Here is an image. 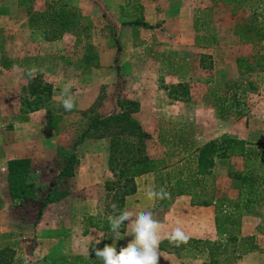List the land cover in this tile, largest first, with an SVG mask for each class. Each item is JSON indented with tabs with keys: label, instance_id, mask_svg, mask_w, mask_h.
I'll return each mask as SVG.
<instances>
[{
	"label": "rangeland",
	"instance_id": "1",
	"mask_svg": "<svg viewBox=\"0 0 264 264\" xmlns=\"http://www.w3.org/2000/svg\"><path fill=\"white\" fill-rule=\"evenodd\" d=\"M17 1L23 5L25 10H28L29 6H35L36 10L42 11L45 9L47 0ZM128 1L135 3L137 0H124L123 5H127ZM133 11L135 9L130 10V12ZM141 11L142 8L136 10L140 14ZM157 13L163 17L157 22V26L162 24L163 31L166 33L177 32L178 35L189 30L187 29L189 24L183 19L186 16L190 17V14L193 13L194 28L207 39L203 43L209 48L221 51L220 57L218 50H215L216 54L205 52L202 56V53L195 51L189 61L184 58H173V60L170 59L169 64L165 63L164 66L157 64L158 73H166L171 68L177 69V73H173V80L185 83L189 93L192 89L193 93L190 97L194 98L193 104L190 105L188 111L182 110L184 108L181 107H174L176 113H204L205 108H202L200 100L201 96L208 92L203 90V86L209 81L212 82V86L220 84L218 78L221 72L219 68L221 58L224 57L227 62L233 63L237 56L264 53V40L258 39L259 35L264 34V0H242L237 3H229L227 0H157ZM81 21L85 28H77L81 37L79 48L77 45L79 59L88 45L94 47L91 44L93 28L97 29L100 25L102 32L106 31L108 36L113 39L111 45L113 65L115 66L113 80L110 84H102L100 88L93 85L97 88L89 90V94L97 96L95 104L91 108L92 111L79 110L75 107L71 111H66L60 103V94L59 98H54V92H52L51 95L47 96L46 93H43L40 96L44 99L40 106V108H44L41 113H14L5 119H1L0 116V141L1 131H13L10 133L11 136H5L6 140L11 141L12 138L17 142L27 143L24 146L27 148L26 150L20 146L19 150L15 148L14 153L22 154L23 157L29 159L32 156L39 159L34 165H30L29 180L39 187L40 195L45 194L52 187L51 182L55 170H58L64 161L60 156L61 151L69 152L71 150L73 143L90 120V116L104 115L98 112L103 98L117 99L120 97V90L125 81L120 68L122 64H117L120 62L123 50L119 44V38L116 37L117 32L111 25L105 23V20L100 21L95 17L82 15ZM159 46L157 43V55L162 51ZM190 61L192 63H189ZM4 74L6 76L3 78V72L0 71V98L3 101L8 100L9 103L10 101L15 102L16 109L26 112L28 108H31L36 98L29 95L26 84L21 85L20 80L25 79V73L21 71L18 74H11L10 78L9 72ZM11 78H18L17 87L8 86ZM39 80L42 81L41 85L48 83L52 87L51 82L43 78ZM225 81L234 85V90L225 92V87L221 90V86H218L216 91L219 94L211 95L210 101H208L211 113H216L222 121L227 122L228 130L225 135L230 131L229 135L234 136L244 129L245 136L247 134L246 139L253 142L260 150L259 155L264 157V71L239 75L235 79ZM73 90L76 89L73 88L72 93H74ZM233 92L236 93L235 98L232 96ZM158 100L159 98H157ZM117 110L118 108L114 112ZM145 117H150V113L139 114L141 122H144ZM160 118L157 134L148 132L151 137L146 141V151L154 159H165L167 166L163 170L165 172L173 170L175 165L178 166L187 157L189 152L182 149L184 142L188 143L189 140L194 139L197 144L200 143L202 123L190 120L185 114H166ZM241 122H245V126ZM46 124L51 128L48 129L50 131L48 134L44 132ZM30 125L33 127L32 131L29 132L28 128V132H26ZM213 125L216 126L215 121ZM14 127L17 129L15 130ZM84 141V144L81 142L76 146L78 163L67 187L65 185L68 195L65 197V202H62V208L46 206L42 211L44 220H41V218H37L38 199H25L21 204L14 203L19 207V214L28 219L29 223L0 235V251L6 249L0 253L2 256L0 258L6 264H102V261L96 258L95 249H103L105 244L113 243L112 231L106 234L96 228H89L86 234L83 231L86 215H94L101 219L103 215L112 213L109 209L112 193L105 190V182L113 179L108 167L109 139L107 137L86 138ZM219 163L222 164L221 168L213 172L215 176L214 194L217 197H226L235 201L238 198L240 184L239 180L228 176V171L231 168L243 169V159H229V162L219 161ZM4 179L3 171H0V184ZM262 182L263 179H261ZM135 183V192L127 195L124 199V209L136 212L151 211L154 219L161 223L162 235L179 225L188 236L195 239L220 241L213 226L214 205H210L208 213L205 214L201 212L200 206L191 205L190 196L187 195L173 198L166 206L163 205L168 201L147 199L145 193L149 187H154L157 191L161 187L165 188V182L158 183L155 173L149 174L142 180L138 178ZM255 196L250 207L242 209L241 212L240 221L243 216L246 217L245 221H250L248 228L244 230V234H241V227L236 232L237 237L232 242L233 244L231 243L229 253L214 255L218 262L211 260L207 249L201 250V243L198 246H194L195 244L192 242L186 247L184 244L176 247L165 238L161 241L163 248L159 247L164 256L159 258V264L160 262L161 264H264V186L260 187ZM175 201H178L177 206H174ZM32 222L34 224L42 222V225L37 229L36 227L32 229ZM128 223L125 221L119 229L124 238L115 242L117 252L133 239L131 235H126ZM208 227L211 230H208ZM193 233L199 236H193ZM249 237L261 247L258 246L256 251L243 253ZM226 238L227 236H224L221 242L223 243ZM98 239L100 243L97 244ZM239 253V258H233Z\"/></svg>",
	"mask_w": 264,
	"mask_h": 264
},
{
	"label": "crops",
	"instance_id": "2",
	"mask_svg": "<svg viewBox=\"0 0 264 264\" xmlns=\"http://www.w3.org/2000/svg\"><path fill=\"white\" fill-rule=\"evenodd\" d=\"M67 3L77 7L84 16L95 17L100 19V21L105 20V23L111 25L117 32L116 37L119 38V44L123 48L120 55V62L117 64H122L120 68L125 79L120 90V98H128L138 102V110L134 113V116L138 120L139 114L150 113V117H145L144 122L139 120L147 132L157 134L160 117L166 114H185L190 120L202 123V136L199 137L200 143L225 136L226 130H228V124L222 121L216 113H211L212 111L210 110V103L208 101H210L211 95L219 94L216 91L218 86H221V90H223L225 80L235 79L239 76L236 62H227L226 58H221V63L219 64L221 72L218 78L220 84L218 86H212L211 81L204 83L203 90L208 92L207 94H203L200 100L202 108H205L204 113H176L177 111H174V107H181L184 108L182 110L188 111L190 105L193 104L192 101L194 98L192 96L190 97L193 93L192 89H190V93L188 92L189 97L185 100L171 98L167 93V84L170 85L179 82L173 80V73L176 74L177 69H168L166 73L157 72V64L164 66L165 63L169 64L170 59L173 60V58H184L189 61L195 51L202 53L201 56L205 52H213L216 54L215 50L218 49L206 46L203 41L206 42L207 39L200 35L199 30L194 28L195 19L193 13L190 14V17L186 16L183 19L189 24V27L187 26L189 30L182 35H178L177 32L166 33L163 31L162 24L157 26V22L163 18L157 13V0H137L135 3H129L128 1L127 5H123L124 0H90V2H87V0H67ZM29 8L32 11L37 9L35 6H29ZM141 8L142 13H137L136 10H140ZM131 9H135V11L130 12ZM28 11L29 9L25 10L23 5L18 3L17 0H0V71L3 72V78L6 76L4 74L5 72H9L8 76L10 78L11 74H18L23 71L26 77L20 80V82L21 85L26 84L28 90L29 78L26 73L28 69L36 67L38 72L35 77H40L51 82L54 98H59L64 83L72 80L74 82L73 88L76 89L73 90L76 100L75 108L79 110L89 109L95 104V100L97 99V96L94 97L91 93L89 94V90L97 87L100 88L102 84H110L113 80L115 66L113 65V49L111 48L113 42L112 37L108 36L106 31L103 33L100 25L97 29H92L91 44L95 47L99 66L97 68L92 66L90 68H84L81 62V55L79 59V53L77 54L81 37H77L74 32H65L61 38L47 41L44 38L43 29L31 24ZM135 19L142 20L151 26L143 27L129 23ZM157 43H159V47L162 50L159 55H157ZM218 53L220 57L221 51L218 50ZM189 63H192V61ZM8 83L10 87H17L19 84L18 78L9 79ZM29 95L31 94L29 93ZM157 98H159L158 101ZM11 102L9 103L8 100L3 101L0 98L1 119L9 118L14 113H41L44 109L40 108V106L37 109H33L31 106L26 112L25 110L21 112L16 109L15 102ZM25 104L27 103L25 102ZM116 108V99L103 98L98 112L108 115L113 113ZM214 121L216 126L213 125ZM242 124L245 126V122ZM28 128L29 132L33 129L30 125L27 127L26 132H28ZM44 128V132L48 134L51 128L47 124ZM14 129L16 130L17 127H14ZM12 132L1 131L0 171H3V177L5 179L0 184V235L3 232L18 229L23 224L29 223L28 219H25L19 214V207L14 204L9 191L7 162L13 158L23 157L22 154L14 153L15 148L19 150L18 148L21 146V148L27 149L24 147L27 143L17 142L12 138L11 141L6 140V137L11 136L10 133ZM245 132L243 129V131L233 136L229 135L231 133L228 131L226 135L246 139L247 134L245 136ZM230 159L241 160L237 156H232ZM38 160V158L35 159L32 156L31 164L34 165ZM221 165L219 161H216L213 172L221 168ZM151 173L136 177L135 180H138V178L142 180ZM65 200L66 198L64 197L47 207H61L62 202H65ZM177 205L178 201H175L174 206ZM208 207L200 206L201 212L208 213ZM42 216L44 214H41V220H44ZM245 219L246 217L243 216L241 221V234H244V230L248 228L250 222L245 221ZM203 220L206 222L205 218ZM40 225H42V222H37L36 224L32 222V229L34 227L37 229ZM213 226L215 228V225ZM208 230H211V228ZM9 233H12V231H9ZM193 236L199 235H194L193 233ZM257 246L261 247V245Z\"/></svg>",
	"mask_w": 264,
	"mask_h": 264
},
{
	"label": "trees",
	"instance_id": "3",
	"mask_svg": "<svg viewBox=\"0 0 264 264\" xmlns=\"http://www.w3.org/2000/svg\"><path fill=\"white\" fill-rule=\"evenodd\" d=\"M60 1V0H59ZM47 0L45 9L42 11L29 8L30 22L34 26L43 29L44 38L53 41L62 37L65 32L75 33L79 36L78 29L85 28L82 25V15L80 11L65 1ZM242 0H227L229 3H237ZM130 24L150 27L148 23L135 19ZM262 34V33H261ZM259 40H264V34L258 36ZM84 68L98 67L97 54L91 45H88L81 56ZM238 74H252L264 71V53H256L252 56H237L235 59ZM40 77L29 79V93L36 99L32 106L37 109L43 104L44 99L40 98L43 93L51 95L52 87L48 83L39 80ZM237 85V84H236ZM168 96L178 100L188 98V88L183 82L167 85ZM226 92H232L234 85L224 83ZM232 96L235 98L236 93ZM118 110L108 115H92L81 131L79 137L73 143L69 152H62L60 156L63 163L58 170H55L52 179V187L45 193L39 194L40 189L35 183L29 180V170L31 159L27 157L13 158L7 162V177L9 191L14 203L21 204L25 199H38L37 218H41L43 209L68 195L66 188L71 176L74 175L75 167L78 163L76 146L86 138L109 139L108 146V167L113 179L105 182V190L111 195V214L101 215L97 218L94 215H86L84 218V231L86 234L89 228H96L105 234L111 231L108 215H113L112 205L116 204L118 210L124 209V199L127 195L135 192V178L147 173L157 174V182H165V189L171 194L170 201L181 195L190 196L191 205L215 206L214 225L216 235L220 241L200 240L190 237L184 247L194 242V246L201 243V250L207 249L211 260L217 261L216 255L229 253L231 243L236 240L237 231L241 227L242 209H248L255 200L261 186H264V157L259 155L260 150L256 145L247 139L225 135L219 139H211L197 144L194 139L184 142L182 149L188 151L187 157L170 171H163L166 166L165 159H154L147 154L146 141L151 135L142 127L139 120L134 116L139 104L136 100L128 98L116 99ZM90 107L88 110H91ZM237 156L243 159V169H233L228 171V176L239 180L240 189L238 198L231 201L226 197H217L214 194V173L213 167L216 161L229 162L230 157ZM261 179L263 182L261 183ZM66 185V187H65ZM244 197H241L243 196ZM227 236L222 243L221 240ZM233 244V243H232ZM243 253L257 250L258 246L247 238ZM162 249L163 245L160 243ZM6 249L0 251L4 252ZM1 256V255H0ZM2 257V256H1ZM240 253L233 258H239ZM226 258V257H225ZM226 260V259H225ZM0 264H6L0 258Z\"/></svg>",
	"mask_w": 264,
	"mask_h": 264
},
{
	"label": "clouds",
	"instance_id": "4",
	"mask_svg": "<svg viewBox=\"0 0 264 264\" xmlns=\"http://www.w3.org/2000/svg\"><path fill=\"white\" fill-rule=\"evenodd\" d=\"M37 72L38 69L32 67L28 69L26 75L29 79H34ZM73 87L74 82L68 80L60 92V103L66 111H71L76 106L75 94L71 91ZM145 195L147 199L153 201L171 198V194L163 187L158 191L154 187H149ZM112 210L114 214L109 215L107 219L113 233V243L105 244L103 249H95L96 258L102 261V264H159V258L163 256L159 248L162 239L166 238L176 247L186 244L190 239L179 225L162 235L161 223L154 219L151 211L118 210L116 204L112 205ZM125 221L129 222L126 235H131L133 239L117 252L115 242L124 238L119 229Z\"/></svg>",
	"mask_w": 264,
	"mask_h": 264
}]
</instances>
